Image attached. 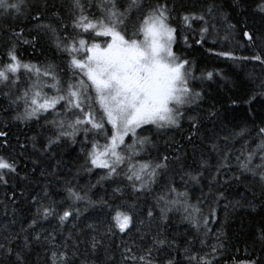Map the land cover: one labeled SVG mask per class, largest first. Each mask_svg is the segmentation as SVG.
I'll return each mask as SVG.
<instances>
[{
	"label": "snow or ice",
	"instance_id": "6c2138e0",
	"mask_svg": "<svg viewBox=\"0 0 264 264\" xmlns=\"http://www.w3.org/2000/svg\"><path fill=\"white\" fill-rule=\"evenodd\" d=\"M233 6L240 8L241 0H233ZM46 8V0H0V31L7 33L0 47V98L6 101L0 104V111L10 113L8 119L13 123L32 126L35 122L37 128L43 129L28 137L27 146L33 151L41 155L50 153L53 146L75 144L79 137L83 169L88 172L101 170L97 173L96 184L103 187L105 180L123 178L133 192L151 194L157 178L168 168L169 157L161 153L159 159L142 158V154L155 148V141L144 133L179 129L187 110L202 99L194 82L202 84L220 75L212 70H200L197 74L195 64L175 46L179 43L185 48L192 46L184 32L187 28L194 33L192 42L203 47L210 28L211 32L216 31L217 16L227 24L225 14L219 5L210 2L204 11L180 14L178 29L172 23L177 17L173 15L169 0H68L67 21L57 11L50 14L54 22L51 18L41 20ZM255 11L264 14V0H258ZM29 18L35 22L36 32L30 38L24 35L22 28L16 30L7 23ZM193 21L201 22L198 28H193ZM227 28L234 30L235 25L227 24ZM41 36L57 50L62 65L33 63L21 58L20 45L35 47ZM242 36L249 42L248 47L255 44L249 31L244 30ZM205 51L216 57L252 60L264 65V54L259 52L237 57L230 50ZM258 94L264 97V88ZM256 95L250 94L242 98V102L251 105ZM240 102L231 99L230 106ZM187 119L195 129V117L187 116ZM3 127L7 128L8 124ZM254 129L253 132L244 126L232 133L231 138L222 137L226 144L241 139L237 153L213 143L215 165L201 159L199 170L184 173L187 176L185 190L166 181L155 196L159 224H155L153 209L149 208L147 230L139 226L144 225L143 220L134 225L133 216L123 207V201L113 205L105 200H92L89 192L95 184L79 189L70 181L65 182L58 189L63 192L59 199L50 196L45 187L42 195L31 197L33 208L26 223L13 218L10 223L19 224L18 228L0 225V264H29L28 255L33 245L43 248L45 264H72L79 244L84 242L73 238L72 229H76L77 235L80 231L75 221L80 217L81 208L95 206L108 209L109 221L101 236L122 234L121 243L117 244L119 264H181V259L187 264H216L224 250L220 239L224 234L223 221L215 233L211 224L216 221L217 206L225 197L223 192L214 191L213 185L240 182L244 177L248 185H255L264 193V121L254 125ZM7 136L8 133L0 128V149L9 147ZM250 140L255 141L251 146ZM19 147L24 149L26 145L21 143ZM14 152L8 156L0 154V186H9L17 176L21 180L27 178L18 172L19 162ZM205 169L211 173L207 178L208 192L201 189V196L192 202L187 191L189 182L199 186ZM113 192L121 193V187L113 188ZM20 196H24L23 190ZM8 199L16 204L15 190ZM248 203L251 205V201ZM229 206L235 210L244 205L235 200L224 204L225 209ZM4 208L7 212L9 205L4 204ZM15 212L16 209L11 208V213ZM170 213H178L193 230L194 237L186 239L183 248L165 235L163 226ZM48 220L57 221L58 225L42 235L45 230L38 225ZM65 227H68L67 232H64ZM87 227L96 231L91 224ZM133 231L136 235L129 240ZM55 232L61 234L59 243ZM258 239L264 246V233ZM193 240H198L201 249L207 251H195ZM68 241H71V251ZM98 245L101 240L92 236L89 247L93 254ZM104 248L106 261H113L108 246ZM176 253L181 259H177ZM80 264L89 262L85 259ZM233 264H258V261L249 259Z\"/></svg>",
	"mask_w": 264,
	"mask_h": 264
},
{
	"label": "trees",
	"instance_id": "16d2710c",
	"mask_svg": "<svg viewBox=\"0 0 264 264\" xmlns=\"http://www.w3.org/2000/svg\"><path fill=\"white\" fill-rule=\"evenodd\" d=\"M214 2L219 5L220 10L225 14L227 24L235 25L234 30H229L227 24L217 16L215 20L216 31L208 34V39L203 41V47L192 42L194 35L192 29H184L185 34L189 37L190 48H185L182 43L175 47L180 49L182 55L187 57L196 66V73L200 70H212L219 72V76H214L211 81H196L197 90L201 91L202 99L197 105L187 110L186 117L181 121L179 129H169L157 133L155 130L145 132V135L151 136L155 141V148L148 153L142 154L144 159H159L160 154H166L169 157L168 168L163 170L157 178L158 183L153 185L154 191L148 192H133L130 187H127V181L123 178L119 180H105L103 187L96 184L98 179L97 173L101 170L93 169L92 172L83 169L84 157L81 155L79 137L77 143L55 145L54 150L50 153L41 155L32 150L29 145L28 137H31L43 129L36 127L33 122L32 126H21L18 123L11 122L8 117L10 113L0 111V128L8 133L7 140L9 147L0 149V154H14L18 160V172L21 176H26L25 180H21L20 176L15 177L10 182L9 186H0V201L9 205L8 211H5L4 204H0V225H7L10 228H18L19 224L12 225L10 221L15 218L17 221L27 222L30 219L32 212L31 197L33 195H42L43 190L47 187L49 195L54 199H59L63 192L58 191L65 182L70 181L72 185L79 189H84L90 184H95L96 187L91 188L89 196L92 200H105L109 204H118L123 201V207L130 210L133 216L134 225H138L140 220H143L144 225H139L142 230H147L149 218L147 211L153 209V220L155 224H159L156 219L159 216V211L156 209L155 196L163 188L166 181H171L174 186L180 190H185L184 180L187 176L184 173L188 171L195 172L199 170L198 164L201 159L209 160L210 164L215 165L216 153L211 150V145L217 143L221 149L231 150L237 153L241 148V139L236 138L229 144H226L222 139L224 136H229L238 131L241 127L247 126L253 129L254 125H259L264 121V97L258 93L264 88V65L252 60H229L221 57H216L205 49L213 51L230 50L237 57L250 56L256 52L264 54V14L255 11L258 0H241V7L233 6V0H169L173 9V15L177 17L172 23L180 28L179 15L189 12L199 13L206 9L208 3ZM47 8L41 15V20H48L52 12H59L67 21L66 7L68 0H46ZM53 19L54 22V18ZM7 23L16 28L23 29L24 35L30 38L36 32L33 28L34 21L30 18L23 21H7ZM193 28H198L200 21H193ZM212 21H209L211 25ZM247 30L253 36L255 44L248 47L249 42L242 36V32ZM259 37L260 39H256ZM7 39V33L0 31V47H3V42ZM214 41V42H213ZM243 45V47L241 46ZM18 53L22 54L21 58L33 63H57L62 65V60L57 54V50L48 42L47 38L41 36L35 47L32 45H20ZM257 93L255 101L251 105H246L242 102V98L248 95ZM236 99L241 102L235 106H230V100ZM0 98V104H5ZM214 113V115H210ZM187 116L195 117L196 128L193 129L192 122L187 119ZM7 123L8 127L4 128ZM195 133V134H193ZM255 141L250 140V146ZM26 145L24 149H20L19 145ZM23 152V155L20 153ZM36 163L33 164L32 161ZM43 170L44 174H41ZM215 168H212V172ZM231 171V170H230ZM208 169L204 170V176L201 177L199 186L192 185L189 182L187 191L189 198L195 202L197 197L201 196V189L208 192V180L210 176ZM250 179V178H249ZM121 187V193L113 192V188ZM15 190L16 204L13 205L8 199L9 195ZM23 190L24 196H20ZM214 191L224 193L225 199L221 200L217 206V219L211 224L212 232L221 226L223 221V236L220 238L224 250L219 256L216 264H233L234 261H246L255 259L258 264H264V246L258 236L264 233V193L255 185H248L244 177L240 182L232 181L223 186L213 185ZM239 200L243 207L235 210L229 206L225 209L224 204L230 201ZM251 201V205H249ZM209 201L208 203H210ZM79 206V205H77ZM129 206H131L129 208ZM15 208L16 212L11 213V208ZM205 211L207 206L204 205ZM108 209L102 206L81 208L80 217L75 221L76 228H79V235L76 234V229L73 228V238L83 240L77 249V256L73 258L72 264H80L81 260H87L89 264H119L120 249L117 247L121 243L119 237L122 234H117L112 237L101 236V232L106 230L109 217ZM93 225L96 231L88 228L87 225ZM58 222L53 220L44 221L42 227L45 231L42 235H46L47 231H52L53 227L57 226ZM165 235L168 239H175L180 246L184 247L186 239L194 237L193 230L190 226L181 220L180 215L169 214L168 221L164 224ZM155 232V227H153ZM68 231L65 227L64 232ZM57 243L61 240L60 232H55ZM136 235L133 231L132 236L128 237L131 240ZM92 236H96L101 240V245L97 246L95 254L89 247ZM211 239L209 243H211ZM71 251V241H68ZM108 246V254L112 255L113 261H106L105 248ZM193 249L197 252L207 251L201 249L198 240H193ZM167 254V249L164 250ZM177 259H181L176 253ZM46 254L40 245H33L31 253L28 255L29 264H45ZM181 264H187L181 259Z\"/></svg>",
	"mask_w": 264,
	"mask_h": 264
}]
</instances>
